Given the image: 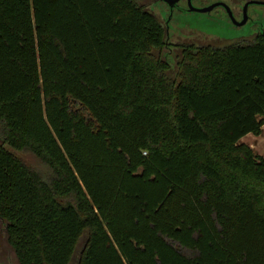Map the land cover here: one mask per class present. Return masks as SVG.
<instances>
[{"label": "trees", "instance_id": "trees-1", "mask_svg": "<svg viewBox=\"0 0 264 264\" xmlns=\"http://www.w3.org/2000/svg\"><path fill=\"white\" fill-rule=\"evenodd\" d=\"M165 44L137 0H0L17 264H264V34Z\"/></svg>", "mask_w": 264, "mask_h": 264}, {"label": "rangeland", "instance_id": "rangeland-1", "mask_svg": "<svg viewBox=\"0 0 264 264\" xmlns=\"http://www.w3.org/2000/svg\"><path fill=\"white\" fill-rule=\"evenodd\" d=\"M264 13V7L260 4H251L249 11L252 13L253 10ZM213 17L205 15H190L181 14L175 15L173 20L175 23L184 26H190L196 30H200L203 33H207L205 37L195 35L194 39L199 43H215L220 44L227 42L228 40L240 39L251 37L259 31H264V16L260 21L253 23L249 20L243 26H234L226 17L224 13L220 11L215 13ZM182 35H191L188 29H182ZM194 36V35H193ZM204 37V38H203ZM214 37V38H213ZM180 40H183L180 38ZM188 42V40H184ZM239 142H243L249 145L254 153L264 158V125H262L261 132L259 134L247 133L242 136ZM5 147L24 161L41 166L34 156L26 151L16 150L8 145ZM42 167V166H41ZM0 264H17L14 253L11 247L6 242L4 224L0 220Z\"/></svg>", "mask_w": 264, "mask_h": 264}, {"label": "flooded vegetation", "instance_id": "flooded-vegetation-1", "mask_svg": "<svg viewBox=\"0 0 264 264\" xmlns=\"http://www.w3.org/2000/svg\"><path fill=\"white\" fill-rule=\"evenodd\" d=\"M140 5H142L147 11L152 13L163 25L165 30V46L168 48L169 52H175L180 49V44L188 40L189 43L197 42L194 37L199 34V36H206L207 33H203L200 30H196L190 26L179 25L173 20L175 15L181 14H190V15H205L215 18L213 16L217 12L225 14V17L232 23L230 17L227 14L225 7L222 4H218L211 8L208 11H200L198 9H205L206 7L222 2L229 6L233 16L237 21H240L243 16V6L247 0H137ZM263 5V4H260ZM251 4L247 6L246 10V20L241 25L234 26H243L249 20L253 23L260 21L263 18L264 13H260L257 10H253L252 13L249 11ZM264 7V5H263ZM192 8V9H191ZM191 9V10H190ZM188 29L191 35H182L181 30ZM264 34V31H260ZM194 35V36H193ZM203 37V38H204ZM183 39V40H180ZM214 38V37H213ZM204 43V42H203Z\"/></svg>", "mask_w": 264, "mask_h": 264}, {"label": "water", "instance_id": "water-1", "mask_svg": "<svg viewBox=\"0 0 264 264\" xmlns=\"http://www.w3.org/2000/svg\"><path fill=\"white\" fill-rule=\"evenodd\" d=\"M218 4H222V5L225 7V9H226V11H227V14H228V16L230 17V19H231V21H232L233 24H235V25H241V24H243V23L245 22V20H246V10H247V6H248L249 4H263V5H264V0H247V1L244 3V6H243V16H242V19H241L240 21H237V20L235 19V17L233 16V14H232V12H231L229 6L226 5L225 3H222V2L214 3V4H212V5L208 6V7H206L205 9H198V10H200V11H208V10H210L211 8H213L214 6H216V5H218ZM191 9H192V8H191ZM191 9H190V10H191Z\"/></svg>", "mask_w": 264, "mask_h": 264}]
</instances>
